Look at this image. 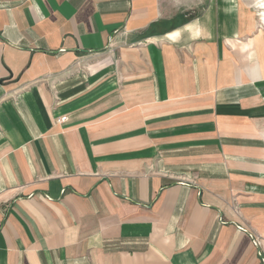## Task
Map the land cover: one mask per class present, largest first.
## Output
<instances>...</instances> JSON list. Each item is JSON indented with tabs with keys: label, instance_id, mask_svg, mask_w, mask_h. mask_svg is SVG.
Returning <instances> with one entry per match:
<instances>
[{
	"label": "crops",
	"instance_id": "1",
	"mask_svg": "<svg viewBox=\"0 0 264 264\" xmlns=\"http://www.w3.org/2000/svg\"><path fill=\"white\" fill-rule=\"evenodd\" d=\"M258 19L0 0V264H264Z\"/></svg>",
	"mask_w": 264,
	"mask_h": 264
},
{
	"label": "bare ground",
	"instance_id": "2",
	"mask_svg": "<svg viewBox=\"0 0 264 264\" xmlns=\"http://www.w3.org/2000/svg\"><path fill=\"white\" fill-rule=\"evenodd\" d=\"M254 8L258 12V17L260 21L264 22V0H254Z\"/></svg>",
	"mask_w": 264,
	"mask_h": 264
},
{
	"label": "rangeland",
	"instance_id": "3",
	"mask_svg": "<svg viewBox=\"0 0 264 264\" xmlns=\"http://www.w3.org/2000/svg\"><path fill=\"white\" fill-rule=\"evenodd\" d=\"M249 7H251L253 10L254 8V0H243ZM258 13V12H257Z\"/></svg>",
	"mask_w": 264,
	"mask_h": 264
},
{
	"label": "built area",
	"instance_id": "4",
	"mask_svg": "<svg viewBox=\"0 0 264 264\" xmlns=\"http://www.w3.org/2000/svg\"><path fill=\"white\" fill-rule=\"evenodd\" d=\"M65 120H66V118H63V119H62V121H65Z\"/></svg>",
	"mask_w": 264,
	"mask_h": 264
}]
</instances>
